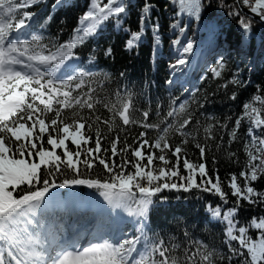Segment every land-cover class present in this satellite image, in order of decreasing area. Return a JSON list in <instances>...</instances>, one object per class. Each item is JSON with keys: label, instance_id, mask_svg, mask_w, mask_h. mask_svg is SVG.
<instances>
[{"label": "snow or ice", "instance_id": "1", "mask_svg": "<svg viewBox=\"0 0 264 264\" xmlns=\"http://www.w3.org/2000/svg\"><path fill=\"white\" fill-rule=\"evenodd\" d=\"M64 2L56 0L52 7L59 9ZM42 3L46 0H0V264H222L225 259L228 264L234 259L238 264H264V215L243 223L238 218L242 201L252 206L264 205V192L253 186L259 179L258 172H264L261 108L251 102L243 104L242 114L230 130L229 142L236 140L241 122L247 119V161L238 175L229 173L222 181L219 170L208 167L207 143L196 142L192 133L186 131L193 121L191 114H185L187 101L177 107L180 97H173L163 119L149 122L151 109H136L130 93L121 96L117 91L114 101L96 95L93 78L100 73L85 70L75 50L95 38L109 21L123 28L130 7L128 0H89L71 37L62 43H44L45 36L38 29L45 28L52 15L36 20L39 14L28 10ZM178 3L181 13L201 19L205 0ZM241 3L264 22V0ZM151 9L146 0L139 30H126L127 50L138 45L147 27L159 33L158 23H148L153 20ZM228 15L239 18L243 33L251 31L252 21L237 8ZM172 27L181 33L185 30L179 18ZM154 39L158 40V36ZM173 43L180 46V54L170 67L182 70L190 62L195 42L176 39ZM104 54L111 56V47ZM95 59L94 55L89 56L88 63L94 64ZM225 67L221 61L212 69L213 76L220 78ZM103 79L107 80L108 74H103ZM166 83L172 85L173 80ZM229 83L240 81L234 77ZM235 98L233 93L231 99ZM253 99L264 105L261 95L255 94ZM97 105L109 115L98 114ZM135 112H139V117ZM130 127L143 129L131 144ZM213 127L209 124L204 128L207 139H215L211 135ZM221 127L226 129L227 124ZM104 128L107 133H115L110 140ZM150 131L157 135L150 137ZM170 133L179 136L180 143H170ZM190 139L199 150L198 162L188 156L184 147ZM104 140H109L107 147H103ZM216 146L219 148L220 143ZM169 154L175 157L174 161ZM227 155L232 158L236 153ZM97 164L105 176L91 174ZM60 177L63 179L57 183ZM225 183L235 197L231 203ZM77 186L95 190L108 206L102 208L96 230L86 241L79 221H71L68 207L50 203L57 200L53 189ZM193 189L219 198V204L207 205V212L225 225L223 243L227 257L208 243L193 239L187 231L183 233L187 240L183 248L174 242L175 237L166 242L148 235L152 206L157 200L167 199L159 194ZM121 213L131 219L125 221ZM115 223L131 224L132 233L124 228L113 232ZM250 230L256 231L255 238ZM178 250L182 255L177 254Z\"/></svg>", "mask_w": 264, "mask_h": 264}, {"label": "trees", "instance_id": "2", "mask_svg": "<svg viewBox=\"0 0 264 264\" xmlns=\"http://www.w3.org/2000/svg\"><path fill=\"white\" fill-rule=\"evenodd\" d=\"M56 0H46V3L38 5L34 9L39 15L36 20H42L52 15L50 23L43 29H38L45 36L44 43L49 40L62 43L69 40L73 30L77 27L78 17L83 14L89 0H65L64 6L54 9L52 6ZM106 2V0H105ZM146 0H128L130 5L125 18L123 28L111 21L106 23L95 38H90L82 47L75 51L79 54L80 63L85 70L99 72L100 75L93 78V87H96V95L103 99L105 96L115 100V93L121 96L131 94L136 109H151L149 122H158L163 119L169 110L173 97H180L179 103L187 101L186 113L191 114L193 121L186 131H190L196 142L207 143L206 159L209 169L215 167L219 170L222 181H226L229 173L237 175L245 167L247 154L244 144H250L247 136V128L250 126L247 119L241 122L235 141L229 142V133L234 126L235 119L242 114L243 104L253 103V106L261 108L264 117V105L254 101L255 94L264 97V24L246 14L239 6L238 0H205L204 9L199 21L188 17L179 10L178 0H147L152 5V22L159 24V33L151 27H147L145 35L136 47L127 50L125 45L129 38L126 30L138 31L141 9ZM241 11L252 21L251 31L243 33L238 23L239 18L228 15L233 8ZM179 18V23L184 26L183 33L179 28L174 29L172 24ZM158 36V40L154 37ZM180 39L183 42L192 40L195 42L193 53L189 56V64L182 70L174 71L170 65L175 62L180 54V46L173 42ZM111 47V56L104 54L105 49ZM96 57L94 64L88 63V57ZM223 61L226 65L220 78L212 74V69ZM108 74V79H103V74ZM121 73H124L121 76ZM234 77L239 84H231ZM169 79L173 84L166 83ZM102 81V84H101ZM227 83V87H223ZM259 89V91H258ZM236 98L231 99L232 94ZM203 105V106H201ZM99 113L105 117L109 114L102 106L97 105ZM67 111V110H66ZM87 113V109L84 110ZM159 112V116H157ZM134 115L139 117V112ZM209 124L214 125L211 135L215 139H207L208 134L204 128ZM227 124V128L221 125ZM163 127V124L161 125ZM143 130L139 127L128 129V143ZM109 140L115 133H107ZM155 131H150L149 136L154 138ZM94 136V133H93ZM223 142H220V137ZM122 142L124 133H121ZM109 140L103 141V147L108 146ZM181 138L170 133L169 142L173 145L180 143ZM220 143L218 148L216 145ZM70 147H74L71 144ZM188 156L198 162L199 150L195 148L190 139L184 145ZM59 151V150H58ZM255 152V150L253 149ZM235 152L236 156L229 158L227 153ZM131 159V154H128ZM173 161L175 157L169 154ZM213 158L216 163L213 164ZM259 163V161H256ZM181 171L183 168L181 166ZM91 174L105 176L102 166L98 165L91 170ZM70 175V174H69ZM259 179L253 183L257 191L264 192V172H258ZM63 177L57 180L59 183ZM242 183V180L238 179ZM224 190L229 192L230 203L235 200L230 194V189L224 184ZM57 200L52 201L54 206L66 205L71 213V221H79L78 227L83 233V239L91 238L96 230V223L102 208H107L103 198L95 190L84 186L53 189ZM167 197L166 200H157L150 211L148 232L150 237H159L169 241L175 237L174 242L181 244L183 248L187 240L183 236L185 231L195 240L203 241L210 247L222 251L227 257V247L223 243L225 239V225L213 220L207 212V205H217L220 200L217 196L193 189L189 192L168 191L159 194ZM242 207L238 213L239 220L243 223L253 216L264 215V205L252 206L242 201ZM93 207L101 208L94 212ZM125 221L130 220L125 213H121ZM89 223V224H88ZM124 228L132 233L133 226L129 223H115L111 230L118 232ZM250 235L255 238L256 231L250 230ZM235 245V242H233ZM178 255L182 253L178 250ZM222 264H228L225 259ZM232 264H238L233 260Z\"/></svg>", "mask_w": 264, "mask_h": 264}, {"label": "water", "instance_id": "3", "mask_svg": "<svg viewBox=\"0 0 264 264\" xmlns=\"http://www.w3.org/2000/svg\"><path fill=\"white\" fill-rule=\"evenodd\" d=\"M238 3H239L240 8H241L246 14H248L249 16H251L253 19H255V20L261 22L260 19H259V17H256L254 14H251V13L249 12L248 8L245 7V6H243V4L241 3V0H238ZM261 23L264 24V22H261Z\"/></svg>", "mask_w": 264, "mask_h": 264}]
</instances>
